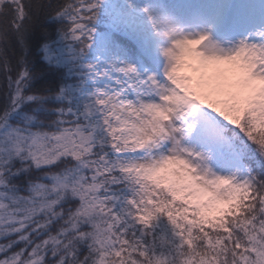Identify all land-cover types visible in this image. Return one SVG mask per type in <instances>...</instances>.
<instances>
[{
    "label": "snow or ice",
    "instance_id": "snow-or-ice-1",
    "mask_svg": "<svg viewBox=\"0 0 264 264\" xmlns=\"http://www.w3.org/2000/svg\"><path fill=\"white\" fill-rule=\"evenodd\" d=\"M0 264H264V0H0Z\"/></svg>",
    "mask_w": 264,
    "mask_h": 264
}]
</instances>
